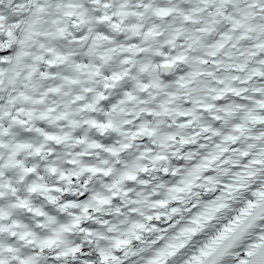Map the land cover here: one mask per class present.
I'll list each match as a JSON object with an SVG mask.
<instances>
[{"label":"snow or ice","instance_id":"6c2138e0","mask_svg":"<svg viewBox=\"0 0 264 264\" xmlns=\"http://www.w3.org/2000/svg\"><path fill=\"white\" fill-rule=\"evenodd\" d=\"M0 264H264V0H0Z\"/></svg>","mask_w":264,"mask_h":264}]
</instances>
